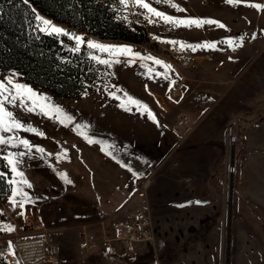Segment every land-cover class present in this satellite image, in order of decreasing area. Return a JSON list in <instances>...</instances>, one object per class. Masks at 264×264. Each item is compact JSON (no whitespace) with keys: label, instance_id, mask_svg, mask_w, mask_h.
<instances>
[{"label":"rangeland","instance_id":"rangeland-1","mask_svg":"<svg viewBox=\"0 0 264 264\" xmlns=\"http://www.w3.org/2000/svg\"><path fill=\"white\" fill-rule=\"evenodd\" d=\"M149 2L176 18L212 19L226 27H172L163 22L152 26L143 20V14L136 12L138 7L125 9L118 0H112L115 19L132 32L138 31L135 25L141 26L146 38L141 34H136L135 41L105 39L88 33L80 36L103 45L129 46L143 57L151 56L171 65V69L139 58L130 64L125 57H119L121 62L109 68L91 57L115 58L85 44L81 49L94 63V74L90 80H84L85 87L75 98L56 96L26 83L16 70L0 71V81L6 83L12 77L14 83L48 97L49 103L62 108L74 121L65 126L39 109L27 112L7 105L25 126L44 134L19 131L14 135L45 150L39 153L34 148L19 165L32 187L17 183L11 186V192L13 187L27 192L31 201L23 208H33L38 222L54 229L51 238L58 248L56 264H117L99 250L81 253L77 229L89 224L95 232L101 218L131 215L144 208L145 202L151 212L161 264H264V164L256 162L247 178L239 179L238 162L245 132L241 125L244 121H264V9L249 6L264 5V0H241L238 5L227 0H174L186 9L184 12L156 4L155 0ZM123 16H127V21ZM43 18L56 27L71 29ZM240 37L244 38V45L233 51L226 41ZM163 41L196 46L192 50L195 58L188 65L176 63L168 49L179 51V45ZM204 43H214L216 47H199ZM71 46L75 48L74 40ZM179 78L184 79L179 97L170 100L171 83ZM111 92L121 97L126 92L146 104L158 123L134 105H128L131 111H125ZM207 94L210 99L206 100L203 95ZM229 105L241 109L234 114L235 118L241 117V129L232 132L225 127L223 131L228 136L222 143L223 139L211 138L218 130L208 129L207 120L199 122L201 117L191 111L208 108L209 115ZM182 114L193 119L192 131L176 126ZM220 118L224 123V113ZM75 124L88 127L77 129ZM258 131L254 127L248 132L256 137ZM85 134L98 143H88ZM230 135L236 137L233 145L228 142ZM259 144V154L264 155V145L260 141ZM22 150L7 148L0 155ZM196 151H202V155L197 156ZM57 155L61 158L57 159ZM231 165L235 167L234 173L228 172ZM148 176L151 184L145 200L135 195L133 185L135 179ZM9 179L20 180L12 172ZM243 183L247 185L244 193ZM11 192L5 199L7 209L12 206ZM2 232L1 253H8L15 240L29 236L24 234L27 231L20 222L15 231ZM144 257L145 262L151 258ZM138 261L144 263L142 259Z\"/></svg>","mask_w":264,"mask_h":264},{"label":"trees","instance_id":"trees-1","mask_svg":"<svg viewBox=\"0 0 264 264\" xmlns=\"http://www.w3.org/2000/svg\"><path fill=\"white\" fill-rule=\"evenodd\" d=\"M112 0H0V71L16 70L29 84L56 96L75 98L85 87L84 80L94 74V63L81 49L74 51L71 36L49 35L38 28L36 15L69 26L74 34L97 35L105 39L135 41L138 31L114 16ZM35 10V11H33ZM132 25V23H131ZM134 26V25H133ZM0 155V201L11 192L8 184L10 167ZM67 181V179H66Z\"/></svg>","mask_w":264,"mask_h":264},{"label":"snow or ice","instance_id":"snow-or-ice-1","mask_svg":"<svg viewBox=\"0 0 264 264\" xmlns=\"http://www.w3.org/2000/svg\"><path fill=\"white\" fill-rule=\"evenodd\" d=\"M229 4H240L241 0H227ZM24 3H28V0H24ZM119 5L123 8L127 9L131 7H138L143 10L141 14L144 15L145 19L148 23H156V20L153 17L158 18L159 21L164 24L171 25L172 27H196L200 28L204 25H216L220 28H225L226 25L223 23L212 20V19H199V18H176L171 15L166 14L165 12L159 11L156 7H153L152 3L149 0H118ZM156 4H165L176 11L184 12L186 9L180 7L179 4L175 3L174 0H155ZM255 9H264V5L254 3L249 5ZM35 11V10H33ZM36 19L39 21L38 28L41 32H45L49 35H64L69 36L64 29L56 27L51 23V21L44 19L43 17L36 15ZM122 19L127 21V16H123ZM71 39L75 41L74 51H80L81 46L85 45L90 49H95L103 53H107L110 57L115 59H101L98 56H92L91 58L99 64H103L107 67H111L113 63H120L121 60L119 57H125L127 63H135L136 59L150 60L154 64L162 66L166 69H171V65L165 64L163 61L147 56L143 57L139 53H135L133 49L129 46L122 45H103L94 41H85L83 37L71 34ZM159 39V38H157ZM165 43L171 44L173 46L179 45L181 50L185 48L196 50V46L191 44H185L183 42L178 41H163ZM226 43L229 47L232 48L233 51H236L237 48L243 47L244 38L240 37L239 40H227ZM199 47L202 48H215L216 45L214 43H204ZM151 72L152 69H149ZM15 75V74H13ZM165 79H168V76H164ZM10 86V87H9ZM112 97L116 100L121 101L120 107L125 111H131V108L128 105H134L137 110H141L148 114V117L153 121H156L155 115L151 112L148 106L142 103L139 100L134 99L129 96L128 93H123V97L116 95V92L110 93ZM48 97L41 96L39 93L34 91L32 88L20 84L14 83L13 78L9 77L7 82L0 81V151H4L7 148H22V151H9L7 152L2 159L6 161V165L10 167L11 172L14 173L17 177L20 178L19 182L14 179H8L9 185H15L17 183H22L27 185V187L31 188L32 185L27 181L24 177V173L19 170V165L23 162V158L33 153L35 146H33L27 139H21L14 134L19 131H28L34 132L37 135L43 136L42 132L37 131L36 129L25 126L24 123L17 118V115L9 110L7 105H11L12 107H20L23 108L27 112H33L37 109L45 116H51L53 119H57L59 123L65 124L68 126L69 124H73V117L64 112L62 108L57 105H53L48 102ZM77 129L87 128V125L75 124ZM8 134V135H5ZM83 134V133H82ZM84 138L88 143H98V141L90 138L88 135H84ZM36 152L44 153L43 148H35ZM51 155V154H49ZM66 156V152L63 154ZM61 156L57 155V159H60ZM6 173L0 172V179H4L6 177ZM63 179L66 178V174H60ZM71 183V181H67ZM31 201V197H29L28 193L25 192L20 187H13L11 192L10 203L13 206L20 205L21 207ZM199 203V202H198ZM22 214V213H21ZM0 231H15V228L12 226L4 227L0 226ZM9 252L12 255H15L14 250L11 245L9 246Z\"/></svg>","mask_w":264,"mask_h":264},{"label":"built area","instance_id":"built-area-1","mask_svg":"<svg viewBox=\"0 0 264 264\" xmlns=\"http://www.w3.org/2000/svg\"><path fill=\"white\" fill-rule=\"evenodd\" d=\"M139 14L143 10L136 8ZM142 19L144 17H141ZM156 23L149 25H161L158 18L153 17ZM145 26L144 23H142ZM162 49H165L162 47ZM171 59L176 63L188 65L195 58L192 49L185 48L175 51L168 49ZM184 79H175L171 83L169 99L175 100L179 97ZM176 126L192 131L195 124L188 114L178 117ZM228 142L233 145L236 142L235 135H230ZM230 173L235 172L234 165L228 169ZM151 176L134 180L133 190L136 196L147 199V191L151 184ZM22 213V214H21ZM20 222L26 228L24 234L29 235L17 239L12 244L15 255L10 252H0V264H56L58 261V248L51 238L54 229L47 228L38 222V214L33 208H23L20 205L11 206V209L4 207L0 201V225L4 227L13 226L17 228ZM98 228L90 227L89 224H82L77 229L78 247L83 254H90L99 250L104 256L109 257L117 264H161L157 254L156 234L153 227L152 216L145 202V207L131 215L121 216L111 214L98 221ZM4 233L0 231V239ZM146 255H149L148 262H145Z\"/></svg>","mask_w":264,"mask_h":264},{"label":"crops","instance_id":"crops-1","mask_svg":"<svg viewBox=\"0 0 264 264\" xmlns=\"http://www.w3.org/2000/svg\"><path fill=\"white\" fill-rule=\"evenodd\" d=\"M203 97L206 100L208 98L210 99V94L203 95ZM187 110L189 111L190 109H187ZM237 110L239 111L241 109L237 108L236 106L232 108L229 105L228 107L227 106L222 107L218 112H210L209 111L210 112L209 115H206L208 112V108H204V109L199 110V111L198 110L197 111H191V112H195L194 114L201 117L199 122H204L205 120H207V122H205V124H207L208 129H211V130L217 129L218 132L211 134V136H213L211 138H215V139L218 138L217 140L220 139V141L223 139L222 143L224 142V140L226 142V138L228 136L226 133H224V131L226 129L225 127H228V129L232 130V132H234L235 130L237 131L238 129H241V128L245 130V132H243V134H242L243 135V137H242L243 145L241 146V148L239 147V149H238V162L241 164V166L239 167V173H240L239 179H241V177L242 178L245 177V179H246L247 173L248 172L250 173L251 168L253 169V165L256 162H261L264 164V155L259 154V152L262 150V148L260 147L259 141L262 142V144L264 145V121L255 122V123L254 122L249 123V122L244 121L245 124L241 125V128H240L238 121L241 119V117H238V118L234 117L235 116L234 114ZM218 113H219V116H217ZM223 113L225 115L224 123H222V121H221L223 119L220 118V117H222ZM245 114H247V113L246 112L243 113V115H245ZM231 119L235 120V121L232 122ZM198 120L199 119H197L196 121H198ZM254 127L259 128L258 135H255L256 137H254V135H252V133L248 132L249 130H252ZM235 135L237 136L238 134L236 133ZM220 141H218V142H220ZM196 154H197V156H201L202 151L201 152L196 151ZM249 154H250V156H249V158H247V156ZM246 187H247V185L243 183V186H242V192L243 193H244ZM244 198H248V197L245 196ZM5 203L6 202L4 201V205H5Z\"/></svg>","mask_w":264,"mask_h":264},{"label":"water","instance_id":"water-1","mask_svg":"<svg viewBox=\"0 0 264 264\" xmlns=\"http://www.w3.org/2000/svg\"><path fill=\"white\" fill-rule=\"evenodd\" d=\"M65 31L70 34L69 36H71V34H74V30H72V29L67 28V29H65Z\"/></svg>","mask_w":264,"mask_h":264}]
</instances>
